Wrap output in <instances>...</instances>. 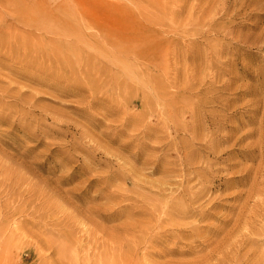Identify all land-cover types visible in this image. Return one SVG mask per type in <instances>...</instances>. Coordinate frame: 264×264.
<instances>
[{"label":"rangeland","instance_id":"1","mask_svg":"<svg viewBox=\"0 0 264 264\" xmlns=\"http://www.w3.org/2000/svg\"><path fill=\"white\" fill-rule=\"evenodd\" d=\"M0 264H264V0H0Z\"/></svg>","mask_w":264,"mask_h":264}]
</instances>
